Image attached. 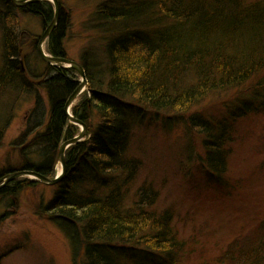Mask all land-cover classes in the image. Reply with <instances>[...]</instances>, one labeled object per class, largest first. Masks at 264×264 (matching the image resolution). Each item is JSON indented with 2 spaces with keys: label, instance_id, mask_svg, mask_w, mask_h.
Listing matches in <instances>:
<instances>
[{
  "label": "trees",
  "instance_id": "trees-1",
  "mask_svg": "<svg viewBox=\"0 0 264 264\" xmlns=\"http://www.w3.org/2000/svg\"><path fill=\"white\" fill-rule=\"evenodd\" d=\"M1 1L0 99L10 96L11 87L30 94L37 83L32 75L41 78L49 106L38 94L34 123L14 141L16 148L23 145L20 164L1 170L0 178L34 170L54 179L61 145L79 134L65 105L80 76L73 68L47 63L48 71L40 77L15 58L21 47L7 22L20 11L40 18L45 29L55 14L49 0L22 6ZM59 13L48 51L67 57L68 16L62 7ZM95 14L94 28L106 36V44L100 54H84L80 64L92 95H82L72 108L88 135L67 149L65 176L37 214L67 236L74 260L84 250L85 264H177L186 243L174 229L173 212L154 209L157 192L151 193L152 185L131 189L143 168V160L131 153L135 127L144 124L149 111L155 118L180 112V121L202 135L201 164L214 175L223 173L237 141L229 118L214 123L184 114L212 96L238 90L240 110L230 113L232 123L251 112L264 113V0H105ZM36 53L40 55L38 49ZM37 184L17 178L0 189V198L14 204L21 192ZM221 257V264H264V222L252 237L230 243Z\"/></svg>",
  "mask_w": 264,
  "mask_h": 264
},
{
  "label": "rangeland",
  "instance_id": "rangeland-1",
  "mask_svg": "<svg viewBox=\"0 0 264 264\" xmlns=\"http://www.w3.org/2000/svg\"><path fill=\"white\" fill-rule=\"evenodd\" d=\"M104 1H58L60 12L62 7L68 16L64 39L68 58L80 63L86 51L95 56L103 50L106 36L94 28V19L99 4ZM250 1L258 0H245ZM14 13V21L7 23L21 47L15 58L23 62L26 70L42 77L49 66L37 56L34 41L43 34L44 24L34 15ZM1 36L0 27V72L4 66ZM47 44L48 40L44 45L46 51ZM76 75L81 83L82 76L78 71ZM30 79L37 82L30 94L11 87L10 96L0 99V108L5 109H0V130H6L0 147V171L20 164L19 148L23 145L16 148L14 141L34 123L37 95L45 108L49 106L46 90L38 83L41 78L31 75ZM240 93L238 90L212 96L184 114L186 119L197 114L214 123L229 118L237 141L226 170L220 174H212L201 164L205 154L202 135L189 122L180 121V112H162L155 118L156 113L149 111L144 124L135 127L131 153L143 160V168L131 189L152 185L151 193L157 192L154 209L159 213L173 212L174 229L180 242L186 243L177 264H221L219 260L230 243L252 237L264 222V113L251 112L232 123L233 117L229 115L239 112ZM85 94L92 95L89 85L73 106ZM173 116V123L167 121ZM75 125L81 133L82 127ZM61 169L59 162L56 175ZM57 188L39 182L21 192L14 204L0 198V264H85L84 250L74 260L67 236L57 225L37 214L40 206L53 198ZM15 246L20 248L13 250Z\"/></svg>",
  "mask_w": 264,
  "mask_h": 264
},
{
  "label": "water",
  "instance_id": "water-1",
  "mask_svg": "<svg viewBox=\"0 0 264 264\" xmlns=\"http://www.w3.org/2000/svg\"><path fill=\"white\" fill-rule=\"evenodd\" d=\"M14 2V4L18 5V6H22L25 5L26 3L29 2H33V1H42V0H12ZM45 1V0H44ZM52 3H54L55 6V14H54V18L52 20L51 23H49V25L45 28L43 34H41V37L39 39L38 42V52H39V56H41V58L47 62L48 64H51L52 66H56V67H64V68H73L75 70H77L80 75L82 76V80L81 83L79 85H77L78 87L74 90V92L71 94V96H68L69 98L66 101V105H65V112L67 114V118H69V120L74 123V124H78L82 127V131L81 133H79L78 135H76L73 139H69L66 140L60 147L59 150V162L61 164V171L56 175V177L50 178L48 176H45L43 174H40L39 172H35L34 170H18L15 172H11L8 173L7 175L3 176L0 178V189L3 188L7 183H9L12 180H15L17 178H21V177H28L31 178L32 181H39L41 183H45L48 185H55L58 183V181H60L66 173L67 170V164H66V152L67 149H69L72 145H75L81 141H83V139L85 140V137H87L88 135V129H87V125L85 123H82L81 120H79L78 118L74 117V115L72 114V107L73 104L76 102L77 98L79 97V95L86 89L87 85H88V79H87V75L86 71L84 69V67L82 66V64H80L79 62L70 59L68 57H57V56H53L52 54L48 53L45 48L44 45L47 41V39L50 36V33L54 30L55 26L58 24L57 22L59 21V15H60V5H59V0H49Z\"/></svg>",
  "mask_w": 264,
  "mask_h": 264
}]
</instances>
